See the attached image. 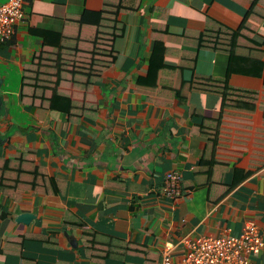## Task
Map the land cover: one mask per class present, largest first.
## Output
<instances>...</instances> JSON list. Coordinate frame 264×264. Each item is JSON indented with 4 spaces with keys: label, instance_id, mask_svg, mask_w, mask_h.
Returning a JSON list of instances; mask_svg holds the SVG:
<instances>
[{
    "label": "crops",
    "instance_id": "crops-1",
    "mask_svg": "<svg viewBox=\"0 0 264 264\" xmlns=\"http://www.w3.org/2000/svg\"><path fill=\"white\" fill-rule=\"evenodd\" d=\"M106 1L116 0H24L25 19L0 44V154L12 158L33 152L39 171L60 187L47 194L26 191L8 203L0 192V264H21L18 252L4 245L24 236L30 238L26 252L45 264L55 259L57 264H89L81 251L86 228L149 247L157 253L156 264L167 243L179 258L183 238L239 236L248 221L264 238V94L253 113L226 114L217 95L192 92L182 101L154 89L161 101L156 103L138 85L156 49L166 48L159 61L177 66L184 51L197 52V36L209 19L236 29L252 0H126L136 9L119 14L125 29L118 57L95 84L85 114L71 117L22 103L25 65L43 45L31 30L62 32L71 17L88 12L89 19L95 18ZM254 23V38L263 42L264 19ZM228 64V54H215L210 74L225 77ZM228 83L261 90L263 80L235 74ZM192 108L210 119L222 115L215 149L200 132L199 117L191 116ZM212 153L220 162L209 174L199 172ZM169 171L183 176L184 194L177 199L164 195ZM25 212L33 214L32 220L17 221ZM70 216L81 224L71 225ZM44 239L56 242L41 258ZM130 257L126 264H143ZM251 264H264V247Z\"/></svg>",
    "mask_w": 264,
    "mask_h": 264
},
{
    "label": "trees",
    "instance_id": "trees-1",
    "mask_svg": "<svg viewBox=\"0 0 264 264\" xmlns=\"http://www.w3.org/2000/svg\"><path fill=\"white\" fill-rule=\"evenodd\" d=\"M130 9L136 8L129 6L126 0L106 1L95 18L89 19L88 12L71 17L62 32L32 29L33 34L42 37L43 45L42 50L25 65L22 103L28 109L57 110L71 117L85 114L93 100L91 93L95 84L118 57V41L125 29L119 14ZM263 19L264 0H252L236 29L209 19V25L197 36L196 53L184 51L179 56L178 65L169 66L163 60L159 61L166 55V48L162 47L161 52L156 49L158 58L155 55L154 60L151 59L150 67L146 75L139 78L138 85L146 87L148 98L156 103L161 101L155 98L154 89L156 93L161 90L168 98L182 101L192 92H202L220 96L222 112L226 114L253 113L257 109L259 94H264V41L254 38L258 33L254 22L260 23ZM163 42L158 39V46H163ZM219 52L229 57L225 77L210 74L211 61ZM235 74L262 79V89L249 90L230 85L229 78ZM190 112L191 116L199 117L200 132L215 149L222 115L210 119L197 108ZM34 157L33 152L18 153L12 158L0 154V192L7 198V203L9 200L19 201L23 193L30 190L40 194L60 190L57 180L39 171ZM202 162L209 165L198 168V171L209 174L214 163L220 160L212 153ZM67 220L71 225L81 224L75 217L70 216ZM83 238L81 251L88 257L89 264H126L130 256L143 264H156L157 253L145 245L88 228L84 229ZM29 239V236L7 239L5 250L18 252L21 264H45L37 255L26 252ZM55 242L53 239L42 241L44 253L41 258L47 249L54 248ZM57 263L55 259L54 264Z\"/></svg>",
    "mask_w": 264,
    "mask_h": 264
},
{
    "label": "built area",
    "instance_id": "built-area-1",
    "mask_svg": "<svg viewBox=\"0 0 264 264\" xmlns=\"http://www.w3.org/2000/svg\"><path fill=\"white\" fill-rule=\"evenodd\" d=\"M25 19L24 0H7L0 4V44L11 39L15 25ZM183 176L178 171L165 175L164 195L177 199L184 194ZM184 254L174 258V245L166 244L164 255L157 264H251V259L264 247L259 227L248 221L239 236L199 235L182 240Z\"/></svg>",
    "mask_w": 264,
    "mask_h": 264
},
{
    "label": "water",
    "instance_id": "water-1",
    "mask_svg": "<svg viewBox=\"0 0 264 264\" xmlns=\"http://www.w3.org/2000/svg\"><path fill=\"white\" fill-rule=\"evenodd\" d=\"M1 85V83H0ZM2 106V99L0 97V108ZM33 214L32 213H21L17 216L16 220L19 222L29 223L32 220Z\"/></svg>",
    "mask_w": 264,
    "mask_h": 264
},
{
    "label": "rangeland",
    "instance_id": "rangeland-1",
    "mask_svg": "<svg viewBox=\"0 0 264 264\" xmlns=\"http://www.w3.org/2000/svg\"><path fill=\"white\" fill-rule=\"evenodd\" d=\"M246 80H248V81H249V79H247V78H246Z\"/></svg>",
    "mask_w": 264,
    "mask_h": 264
}]
</instances>
